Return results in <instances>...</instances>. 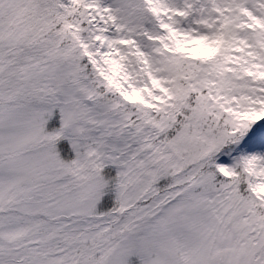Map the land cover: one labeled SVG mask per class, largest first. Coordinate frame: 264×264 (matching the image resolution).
I'll return each mask as SVG.
<instances>
[{
  "label": "snow or ice",
  "instance_id": "1",
  "mask_svg": "<svg viewBox=\"0 0 264 264\" xmlns=\"http://www.w3.org/2000/svg\"><path fill=\"white\" fill-rule=\"evenodd\" d=\"M0 264H264V0H0Z\"/></svg>",
  "mask_w": 264,
  "mask_h": 264
},
{
  "label": "rangeland",
  "instance_id": "2",
  "mask_svg": "<svg viewBox=\"0 0 264 264\" xmlns=\"http://www.w3.org/2000/svg\"><path fill=\"white\" fill-rule=\"evenodd\" d=\"M49 130H51V127L49 128ZM58 147L62 149V152H61L62 156H65V158H71L69 148H68L66 141H62ZM110 195L111 194H109V196ZM105 199L107 200V199H109V197H106Z\"/></svg>",
  "mask_w": 264,
  "mask_h": 264
}]
</instances>
